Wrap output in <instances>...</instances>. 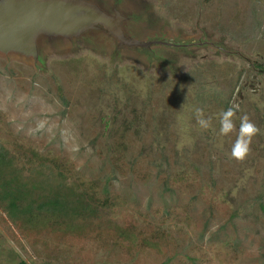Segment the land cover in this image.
<instances>
[{"label": "rangeland", "instance_id": "374dc122", "mask_svg": "<svg viewBox=\"0 0 264 264\" xmlns=\"http://www.w3.org/2000/svg\"><path fill=\"white\" fill-rule=\"evenodd\" d=\"M124 1L145 32L214 48L161 64L70 47L39 70L0 57V145L53 159L97 197L106 185L110 204L74 231L0 209V264H264V0ZM244 115L260 132L237 161Z\"/></svg>", "mask_w": 264, "mask_h": 264}, {"label": "water", "instance_id": "95a60500", "mask_svg": "<svg viewBox=\"0 0 264 264\" xmlns=\"http://www.w3.org/2000/svg\"><path fill=\"white\" fill-rule=\"evenodd\" d=\"M133 9L124 0H0V57L39 70L46 56L70 47L103 46L114 56L161 64L168 62L165 52L176 58L192 49L214 48L204 37L145 32Z\"/></svg>", "mask_w": 264, "mask_h": 264}, {"label": "trees", "instance_id": "16d2710c", "mask_svg": "<svg viewBox=\"0 0 264 264\" xmlns=\"http://www.w3.org/2000/svg\"><path fill=\"white\" fill-rule=\"evenodd\" d=\"M56 90L61 94L63 89L58 85ZM68 173L53 159L35 152L20 158L0 145V209L11 221L31 229H78L79 222L110 206L108 189L105 185L103 197H97L82 181L70 180ZM261 208L264 211V203Z\"/></svg>", "mask_w": 264, "mask_h": 264}, {"label": "clouds", "instance_id": "9594fccd", "mask_svg": "<svg viewBox=\"0 0 264 264\" xmlns=\"http://www.w3.org/2000/svg\"><path fill=\"white\" fill-rule=\"evenodd\" d=\"M238 107H229L220 114V133L227 135L235 128L234 117ZM197 123L201 128L207 129L210 127V119L204 118L203 109H196ZM260 129L249 119L247 115L240 118V126L238 136L231 149V157L237 161L246 159L250 152V144L252 138L259 134Z\"/></svg>", "mask_w": 264, "mask_h": 264}]
</instances>
